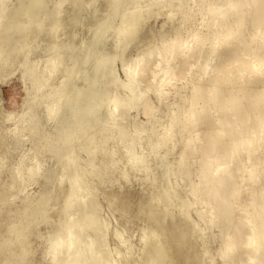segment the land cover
<instances>
[{
    "label": "bare ground",
    "instance_id": "bare-ground-1",
    "mask_svg": "<svg viewBox=\"0 0 264 264\" xmlns=\"http://www.w3.org/2000/svg\"><path fill=\"white\" fill-rule=\"evenodd\" d=\"M81 1L73 0L74 6ZM125 1L106 3L117 9ZM133 1L135 6L126 15L123 13L121 28L113 32V37L123 34V42L119 38L123 49L129 40L139 38L152 17L170 18L176 14L180 22L174 34L122 66L126 80L120 84L126 98H121L118 92V96L109 95L110 88L119 82L110 64L121 47L109 54L95 51L92 44L78 58L70 56L72 64L64 72L60 71L64 57L58 54L45 63L44 78L36 72L41 60L29 63L28 55L45 33L52 36L45 52L52 50L63 23L49 29L45 21L49 14L59 15V9L42 12L45 0H16L7 9V0H0V21L6 18L0 23V53L5 50L6 63L1 70H10L16 63L30 75L37 73V90L56 73L64 78L46 95L44 103L47 120L59 117L55 134L68 146L64 156L56 155L59 176L53 188L63 181L67 185L59 192L42 193L37 199L36 210L45 213L55 196L63 214L59 228L49 234V240L46 238L49 245L44 257L51 264H176L178 260L182 262L177 264H215L217 258L224 264H264V0H147L145 5H141L142 0ZM109 17L96 24L95 35ZM85 45L82 43L78 49ZM68 50H73L72 46L62 51ZM90 58L94 61L91 74L74 85L73 80ZM148 91L153 99L146 98ZM103 106L108 108L100 117ZM134 107L140 108L144 123H149L148 130L139 122L131 126V133L124 130L123 126L130 128L128 112ZM107 122L115 126L111 134L103 129ZM90 128L95 129L94 135L102 133V138L98 144L94 136L89 138L90 159L78 173L72 167L76 161V148L71 146L73 135H84L85 139ZM145 132L148 141L140 143ZM84 139L78 149L84 147ZM109 140L114 141L113 150L102 154V168L115 164L112 158L121 148L119 160H124L125 168L136 166L139 172L149 169L146 151H156L153 161L158 162L179 146L175 159L165 157L160 161L171 169L163 183L154 181L157 195L139 201V206H144L147 199L153 202L148 206L149 232L139 237V246L133 245V239L125 240L123 231H119L122 227L113 229L114 243H110L108 223L99 218L101 204L81 178L88 169L94 171L93 177L99 176L93 155ZM38 164L20 170L27 171L26 180L38 176ZM175 175L186 187L182 198L176 190L177 181L172 179ZM126 177L122 173L118 184ZM121 196L124 198V194ZM33 203L26 202L20 225L13 227L15 239L0 242L15 244L10 250H0L5 255L1 264H27L31 239L28 241L26 236L24 218ZM171 207L177 212L169 211ZM205 230L212 231L218 245L213 255L203 249ZM137 253L138 260H134Z\"/></svg>",
    "mask_w": 264,
    "mask_h": 264
},
{
    "label": "rangeland",
    "instance_id": "rangeland-1",
    "mask_svg": "<svg viewBox=\"0 0 264 264\" xmlns=\"http://www.w3.org/2000/svg\"><path fill=\"white\" fill-rule=\"evenodd\" d=\"M15 1L16 0H7V5L4 7L7 8L8 6H11L10 8H12ZM108 1L109 0H82L74 6L73 0H45L42 12L50 13L57 8L60 11V14L57 16L49 14L50 17L48 16L45 21L47 28H55V23L63 24L60 26V30L56 34L58 41H56L52 50L45 52V47L52 38L51 35H48L49 33H45L39 37L36 41L35 47H33L28 55L29 63H33L35 60H41L36 69V72L40 73L39 76L45 78V63L49 59H54L58 54H61L64 57L61 66L59 65L61 69L60 71L63 70L64 72L65 69L72 64V61L70 60L71 57L78 58L82 55V52L87 47L92 46V44L95 45V51L101 52L104 50V52L109 54H115L116 51L122 48L121 46L123 43L119 42H123V34H118L120 37L115 35L114 38L113 32L114 30H117V27L121 28L123 23L122 20L125 18H123V16L135 6V1L127 0L123 2L122 5H119L117 9H113L109 3L107 4L106 2ZM146 3L147 0H142L141 5H145ZM7 9H9V7ZM124 12L125 15L123 14ZM108 16H110L109 19H107L106 23L99 28L98 34L95 35L96 24L100 22V20L104 21ZM102 17L104 18L102 19ZM179 18L180 15L176 14L170 18H165L163 15L152 17L147 24H145L146 28L144 27L145 29L143 28L141 30L139 38L129 40L125 47L126 49H121L123 54L120 52L121 50L116 53L118 55L115 54V59L110 64V69L116 73L119 82L110 88L109 95L114 93L118 96L119 93L121 98H126L125 91L121 85L122 82H125L126 80V78H124L125 75L122 72V66L130 63V60L140 57L147 48L159 45L163 38L174 34L180 22ZM5 21L6 18L1 19L0 23H4ZM67 36H70V38L68 37L67 39ZM28 41L29 40L26 41L27 45ZM60 41H64V43H61ZM82 43H86V45L79 50L78 48ZM67 45L72 46L73 50H68L66 52L62 51ZM4 51L5 50L2 51V54L0 53V208L2 209L0 215V242L5 240H8L9 242L15 239L16 236L15 233H13V227L20 225V219L23 218L21 212L25 208L26 202L33 200L34 203L30 206V212L24 218L27 229L25 233H27L26 236L28 237V241L31 239L29 241L30 254L28 255L26 263L51 264L50 262L48 263L44 254L49 245L47 239L49 240L50 235L56 231L63 222L60 220V218L63 217V214L59 212L61 204L59 200L53 196L48 202V207L45 213L37 211L36 206L37 199L42 193L47 194V192H59L60 189L62 190L64 186L67 185V183L63 181L56 188H53L55 186V179L59 176V161L56 158V155L59 157L64 156L65 150L68 146L62 144L63 142L61 139L55 134V129L58 123L60 124L59 117L47 120V107L44 105L48 99L46 95L50 93L52 88L57 87L59 83L64 82V78H61L62 74L60 72L56 73L55 77H52L53 79L49 80L43 88L37 90L35 86L37 73L35 75H30L25 68L16 63L10 68V70H1V67L6 64L4 62ZM121 56L125 58V61L123 58L120 60ZM90 59L83 66V70H81L73 80L74 85H79L85 75L91 74L94 61L93 58ZM58 78H61L60 81ZM100 84H102V82H100ZM140 88V90L143 89V84ZM145 96H149L146 98L153 99L150 91H148ZM57 97L58 96H56V98ZM169 100L166 101V103L169 102ZM164 106L165 104L161 108L163 109ZM107 108L108 106L100 108V117L106 113L105 110ZM129 111L128 126L130 128L125 126H123V128L124 130L129 129V131H127L131 133V126L138 122L142 124L146 119L141 114L139 107L131 108ZM30 125L33 126V129L30 128ZM104 125L106 126L104 127ZM104 125L103 129L106 133L111 134L115 129V126L108 122ZM142 127L148 130L149 123H144ZM157 129L161 130V128ZM95 132V129L90 128L87 133H85V139L84 135H73L74 140L71 146L76 148V161L73 163L72 167H74L78 173L81 172L83 167H86L87 161L90 159L87 155V147L90 145L89 138L94 136L97 144L101 141L102 133H97L96 136L94 135ZM90 134L91 136L88 137ZM147 135H149L148 132H145L140 143L148 141ZM81 138L86 141L84 142V147L78 149L79 142H83V139ZM113 144L114 141L109 140L103 150L100 151V149H97L96 152H94L95 154L93 155L92 160L94 161V166H96L95 169L98 171L99 176L93 177L92 172L94 171L88 169L87 172L82 174L81 178L84 185L86 184V187L93 190L96 195L94 196L97 197L99 205L101 204L99 218H103L108 223V232H110L112 236H108V238H112V241L109 240V242L111 241V244L114 243L113 236L115 232L113 229L116 230L115 228L119 229L120 227H125L124 229L121 228L119 230L123 231L125 240L133 239V241H131L133 245L139 246V237L146 232H149L150 224H147L148 222H146L150 220L148 206L153 203L151 200L147 199L144 206H139V201L143 197L147 198L148 195H157L158 190L155 191L153 188L154 181L160 180L161 183H163L167 180L168 171L171 169L169 165H166V162L160 163V161L164 160L165 157L171 161L172 159H175V154L177 152L176 149L178 150L179 146L177 145L173 153L167 154L158 162L153 161L156 151H146L144 153V158L147 163L146 167L149 169L145 172H139L137 169L135 170L136 166L129 167V171H127L128 169L125 168L124 160H119L122 151L121 148L119 150L117 149L116 154L112 158L115 164L108 168H102V154L113 150ZM56 147L59 149L57 152L51 151V149ZM138 150L139 149H137V151ZM38 161L39 164L36 168L38 176L26 180L27 171L24 170L20 172V170L26 166H29L30 168L32 165L34 166L35 162L38 163ZM38 166H40L39 169ZM136 171L138 173H136ZM132 172H135V174ZM122 173H126L127 177L118 184V178L121 177ZM105 174L107 177H105ZM172 179L177 181L176 187L179 188H176V190L180 194V198L184 197L183 195H185L186 187L184 183H181L183 182L182 179L178 178V175H175ZM123 194L124 198L121 196ZM110 195H112V197H110ZM120 196L123 200L121 203L119 202L121 199ZM126 196L127 198H125ZM119 197L120 199H118ZM124 202L126 203V206ZM163 206L164 205H159V207ZM169 211L175 213L177 212V209L171 207V210ZM171 212L168 214V218L170 217ZM45 217L47 220L44 219ZM124 222H127L126 226ZM157 231H161V229H158ZM204 232L207 233L205 235L207 238L205 242L206 247L203 246V249L205 251L208 249V251H206L207 254L209 253L208 255H213L216 253L218 245L213 239L212 231L209 232L208 230H205ZM168 234L170 233L164 235L169 236ZM184 240H186V237ZM207 242L209 245H207ZM14 245L12 242L0 243V250H10ZM119 245L120 243H118V246ZM203 249L199 248L200 251H203ZM136 256H139V254L137 253L135 255L134 260H138V257ZM4 257V254H0V264ZM176 262L178 263L182 261L178 260L175 261V263ZM215 264L224 263L217 258Z\"/></svg>",
    "mask_w": 264,
    "mask_h": 264
}]
</instances>
